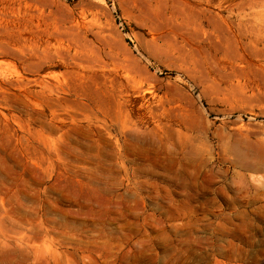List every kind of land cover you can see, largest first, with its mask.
<instances>
[{
    "label": "rangeland",
    "instance_id": "obj_1",
    "mask_svg": "<svg viewBox=\"0 0 264 264\" xmlns=\"http://www.w3.org/2000/svg\"><path fill=\"white\" fill-rule=\"evenodd\" d=\"M0 264H264V0H0Z\"/></svg>",
    "mask_w": 264,
    "mask_h": 264
}]
</instances>
